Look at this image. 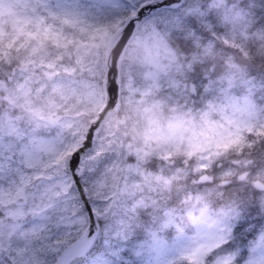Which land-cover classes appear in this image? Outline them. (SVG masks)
<instances>
[{
  "label": "snow or ice",
  "instance_id": "6c2138e0",
  "mask_svg": "<svg viewBox=\"0 0 264 264\" xmlns=\"http://www.w3.org/2000/svg\"><path fill=\"white\" fill-rule=\"evenodd\" d=\"M0 264H264V0H0Z\"/></svg>",
  "mask_w": 264,
  "mask_h": 264
}]
</instances>
